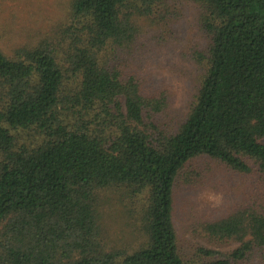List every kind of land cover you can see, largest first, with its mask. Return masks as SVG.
<instances>
[{
  "label": "trees",
  "instance_id": "obj_1",
  "mask_svg": "<svg viewBox=\"0 0 264 264\" xmlns=\"http://www.w3.org/2000/svg\"><path fill=\"white\" fill-rule=\"evenodd\" d=\"M180 1L70 0L54 36L0 43V264H264V0H187L204 71L169 120L145 29ZM209 161L252 196L204 228L236 248L190 256L176 192Z\"/></svg>",
  "mask_w": 264,
  "mask_h": 264
},
{
  "label": "rangeland",
  "instance_id": "obj_2",
  "mask_svg": "<svg viewBox=\"0 0 264 264\" xmlns=\"http://www.w3.org/2000/svg\"><path fill=\"white\" fill-rule=\"evenodd\" d=\"M69 1L0 0L2 47L13 49L54 36L66 15ZM175 9L179 11L169 22L171 33L157 25L145 29L150 47L145 58L153 71L149 80L154 81L151 83L159 91L170 94L169 120L179 117L180 111H185L194 100L193 94L204 71L191 55L193 44L202 46L205 42V34L200 30L199 7L183 0ZM141 71L143 77H150L144 68ZM202 170L206 171L203 176ZM251 186L246 177L233 175L210 161L199 162L192 172L191 183L187 186L180 183L176 192L175 224L183 253L191 256L199 248L227 253L236 248V242L213 240L204 228L206 223L225 218L243 207L250 199L246 197L252 196ZM117 223L119 227L113 228L114 234L116 232L121 238L122 224Z\"/></svg>",
  "mask_w": 264,
  "mask_h": 264
}]
</instances>
